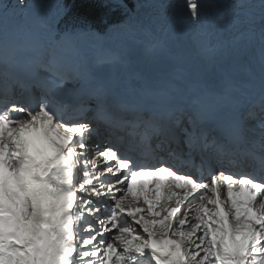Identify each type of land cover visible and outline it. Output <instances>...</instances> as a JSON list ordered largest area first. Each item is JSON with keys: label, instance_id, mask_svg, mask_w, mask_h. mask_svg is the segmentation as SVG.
<instances>
[{"label": "snow or ice", "instance_id": "obj_1", "mask_svg": "<svg viewBox=\"0 0 264 264\" xmlns=\"http://www.w3.org/2000/svg\"><path fill=\"white\" fill-rule=\"evenodd\" d=\"M110 7L141 27L140 9L149 10L144 20L155 15L169 27L204 21L211 39L253 6L142 0L129 8L111 0ZM258 7L264 44V0ZM10 9L0 0V264H264V157L259 173L228 167L264 149V120L257 141L238 112L217 111L229 98L211 81L195 95L173 85L172 103L134 102L126 81L83 70L88 51L75 40L98 35L90 25L46 23L40 45L23 46ZM259 106L264 113V64ZM98 124L139 129L136 152L122 154L120 140L90 152ZM93 155L102 170L92 160L89 171ZM129 197L146 207L127 204Z\"/></svg>", "mask_w": 264, "mask_h": 264}, {"label": "rangeland", "instance_id": "obj_2", "mask_svg": "<svg viewBox=\"0 0 264 264\" xmlns=\"http://www.w3.org/2000/svg\"><path fill=\"white\" fill-rule=\"evenodd\" d=\"M107 1L111 2V0H107ZM203 1L206 2V0H203ZM256 1H258V4H259V0H245L246 3H248V4L252 5V6L254 5V3ZM166 2L170 3V2H172V0H166ZM213 2H218V3L220 2V3H223V4H229V3H233L235 1L234 0H213ZM125 3L128 5L129 8H134L137 5V2L135 0H125ZM10 4H11V9H10L11 23L14 26H18L20 24L18 27H20V26L23 27V26H25L28 23L27 22L28 13L30 11H32V10L36 11V17L34 18L35 19V23H37L36 19L39 17V15L42 12L41 18L43 17L42 18L43 22H44V24H46V23H49V21L50 22L54 21L55 17L57 16L58 10L61 9L60 5L57 2H48L47 0H23L22 4L19 3V0H14V2H12V0H11ZM145 10H148V9H140V14H142L143 11H145ZM249 10H253V7L248 9V11ZM223 11H224V14L226 13L225 14L226 17H228L227 13L229 12V10L227 11V9H225ZM60 15L63 16L61 13H60ZM259 15L260 14L255 15L254 18L253 19H249V21L248 20H244V21L245 22H249L248 24L250 26L260 25L258 23V22H260V16ZM107 17H108V14H105L104 15V20ZM247 17H245V19ZM126 18L127 17L125 16V19H123V21L127 20ZM104 20L102 22H104ZM240 20L242 21V19H240ZM23 21H25V22H23ZM145 21H148V20H145ZM154 21H156V19L155 20L153 19L152 22H154ZM157 21H159V19H157ZM160 21H162V19H160ZM180 21L181 20H179V22ZM124 26H125L124 24L119 25V26H111L110 29H109L107 37L111 39V40L109 39L110 42L112 41L113 44H115V43L117 44V45H113V47H116V49H114L112 51L114 52V51L118 50V51L121 52V51L125 50L128 54H133L135 52L134 51L135 49L132 48V45H134L136 43L137 46L143 50L142 53H143L144 57L141 56L142 54L140 55V59H141L140 60V64L142 66H144L143 63L145 61L146 62L151 61V62L154 63L155 62L154 59L155 60L163 59L164 62H165L164 63L165 70L168 72V69L170 68V60L165 58V57L164 58H160V54H161V49L162 48H164V47L172 48V46L169 44V42H170V40L172 38L176 39V42L174 43V47H177L179 49L178 54L183 56L186 59L189 56H191L194 52L197 55L202 56V57H204V56H211L212 57V58H202V57H200L199 59H197V58L194 59V61L200 67L201 83L207 82V81H212V80L214 82H216V78L221 77L222 74L219 71L215 70V68H214L215 64H226V63H229L232 60V58L226 57V54L230 52V49H232V48L234 49L235 48L234 46L232 48H229V50L227 52V48L224 46V44L223 45L218 44V45H221V46L218 47V45H217L216 47H214L213 50L207 51V52H203L202 49H198L197 47H195V45L192 42V40L188 41V43H183L181 38H182V35H183L182 34L183 30H185L186 27L185 28H180L179 27L178 30H176V28H174V30H176V31L173 32V33H168V36H166V34L164 33L163 37L160 39V41L156 42V44H155L156 48H154L153 50H149L148 51L146 49V46H144L143 44L139 43V40L136 41L133 38L132 39H128V43H130V45L128 47H124V46H122V44H120V43H122V41L121 40H117L118 37H114V35H117L118 33L120 34L122 32H123V35H125ZM260 26H262V25H260ZM26 27L28 28V26H26ZM29 27H30V25H29ZM139 27H141V26H139ZM158 27L159 26H157L156 29H158ZM180 30H182V31H180ZM129 33H131L132 35L133 34L139 35V32H135V30H133L132 32H130V31L126 32V35H128ZM132 35H129V38ZM111 36L113 37V39H112ZM237 37L238 36L232 37L228 41L229 42L234 41V38H237ZM190 38H192V36H190ZM151 41H152L151 39H148L147 42H146V45L149 44ZM91 42L92 41H90V40L83 39L80 42V47L81 48H85V49H89ZM242 43L237 44V47L240 49L239 53H242L243 51L246 50V48L243 47ZM261 45H262V48H264V45L260 44V46ZM100 48H102V47L96 46L95 52H93V54H89V52H88L87 64H86V66H85V68L83 70H87L93 64V61L97 57V53L96 52H97V50H100ZM254 53L255 52H253L251 55H253ZM220 55H224V56L223 57H219ZM148 56L150 58H147ZM142 59H146V60H144V62H142ZM248 60L251 62L250 55L248 56ZM251 64H252V62H251ZM252 65L254 66V64H252ZM106 66H107L106 68L110 67V65H106ZM147 67H148V64H147ZM205 71H206V75L208 76L209 80L205 78V75H204ZM249 75H251L250 79L254 83V85H257V84L261 83V82H259V81H261V79L259 78V75L257 74L256 70H255V72H253V73H251ZM194 77H195V75H192V80H194ZM240 80L243 81L242 79H240ZM245 81L249 83L248 79H245ZM257 90H261V88H255V86H253L252 89H250L248 91H254L255 92ZM134 131H137V129H134ZM221 199L222 200L225 199V201L227 200L226 189H222V191H221ZM126 202H127V204H129L131 206H139V207H142V208L146 207V205L143 204L142 200L141 201H134V200L132 201V199L129 197V198H127Z\"/></svg>", "mask_w": 264, "mask_h": 264}, {"label": "bare ground", "instance_id": "obj_3", "mask_svg": "<svg viewBox=\"0 0 264 264\" xmlns=\"http://www.w3.org/2000/svg\"><path fill=\"white\" fill-rule=\"evenodd\" d=\"M235 1V0H234ZM172 2L173 3H175V4H179V3H181L182 2V0H172ZM200 2L201 3H204V1L203 0H200ZM220 3V2H219ZM228 11V10H227ZM249 12V15H253V13H255V14H260V10H259V8H258V1H256L255 3H254V5H253V10H249L248 11ZM226 14V13H225ZM228 14V13H227ZM226 16V15H225ZM255 16V15H254ZM260 16V15H259ZM36 17V11L35 10H32V11H30L29 13H28V17H27V24L25 25V26H23V27H21V28H19V29H38V30H40L41 28H42V24L41 23H35V18ZM244 17L245 16H241L240 17V19H242V20H244ZM143 20H144V16H143V18H142ZM145 21V20H144ZM23 22H25V21H23ZM30 22V23H29ZM162 23H168V22H166V21H164V20H162L161 21ZM201 22H203V21H201ZM243 22V21H242ZM240 23L239 25H237L235 28H233V29H225L224 30V32L222 33V35L219 37V38H217L216 39V41H215V43H219V44H221L222 42H225V41H228V40H230L232 37H235L234 35H236V36H238L237 38H238V40H243L244 39V35H243V33H249V31L251 30V29H254V28H251V27H249V26H246V25H243V23ZM161 23V24H162ZM178 23H179V20H177L174 24H172L171 26H170V29H169V31H168V33H173V32H175L176 30H178L179 29V27H178ZM260 25H261V21L260 22H258ZM257 23V24H258ZM20 25V24H19ZM18 25V26H19ZM29 25H30V27H29ZM190 25H194V24H192L191 22L188 24V26H190ZM199 25L200 24H197L196 26H195V28H194V30H196V29H199L200 27H199ZM26 26H28V28L26 27ZM187 26V27H188ZM174 28H176V30H174ZM257 29H259V28H257ZM234 31L236 32V33H234ZM255 31H257V30H253V32H255ZM206 32H207V30L205 31V32H203V33H200L199 35H196V33L195 34H193L192 35V39H197V41H196V44L198 45V46H201L202 45V42H201V40H203V37L206 35ZM252 32V33H253ZM112 37V36H111ZM114 37H118V39L117 40H121L122 41V46H124V47H128L129 45H130V43H128V36L127 35H123V32L122 33H118L117 35H114ZM228 37V38H227ZM24 39H25V37H23ZM190 38V37H189ZM227 38V39H226ZM259 38V43H262L261 42V38L260 37H258ZM112 39H113V37H112ZM116 39V38H115ZM226 39V40H225ZM39 40H40V37H38V39H36V40H30L28 43H32V47H37V44H36V46H34L35 45V43L36 42H39ZM170 41H172V43L174 44L175 42H176V39H174V38H172ZM114 45H117L116 43L114 44ZM250 47H252V49L250 50V53L252 54L253 52H255L253 55H251L250 54V59H251V62H252V64H254V68H255V70H256V72H257V74L259 75V78L261 79V65L262 64H264V48H261V49H258V48H255L254 47V45H251ZM133 48V47H132ZM142 57H144L143 56V53H142V55H141ZM95 58V57H94ZM147 58H149V56L147 57ZM141 60V59H140ZM144 60H146V59H142V61L144 62ZM159 63H153V62H151V61H148V62H146L147 64H148V68L149 69H152V70H154V71H157V72H160V71H163V72H167L166 70H165V67H164V60L163 59H159V60H157ZM248 62L249 63H251L249 60H248ZM204 75H205V78L206 79H208L209 80V78H208V76L206 75V71L204 72ZM187 78H188V76H187ZM194 79H196V78H194ZM181 84H182V86H179L181 89H183V90H185V91H191V93L194 95V90H193V87H192V85H191V83L190 82H181ZM245 84H246V90L247 91H245L243 94H241L244 90H242V89H239L237 92H234V91H231V90H227L226 91V97H228L229 99L227 100V101H225V105H223L222 106V104H221V106L219 105L218 106V108L220 109V113L222 114V115H226V113H227V111H226V106L229 104H233L234 102L235 103H238L239 101L240 102H242L244 99H248V98H250V97H252V96H254L253 95V93L251 92V91H248V90H250V89H252V87L250 88V85H249V83L248 82H246L245 81ZM172 86L173 85H170V88H172ZM255 93H256V91H255ZM241 94V97L240 98H238V96ZM163 98H165L164 96H162V97H159V98H157L156 100L158 101L157 102V104H159V105H162V103H164L165 101H167V98H165L164 100H162ZM95 175V174H94ZM223 196V195H222ZM223 199V198H222ZM225 200V199H224ZM133 201V200H132Z\"/></svg>", "mask_w": 264, "mask_h": 264}, {"label": "trees", "instance_id": "obj_4", "mask_svg": "<svg viewBox=\"0 0 264 264\" xmlns=\"http://www.w3.org/2000/svg\"><path fill=\"white\" fill-rule=\"evenodd\" d=\"M95 0H73L74 16L76 18L87 19L93 21L94 18L98 19L101 11V7L95 3Z\"/></svg>", "mask_w": 264, "mask_h": 264}, {"label": "water", "instance_id": "obj_5", "mask_svg": "<svg viewBox=\"0 0 264 264\" xmlns=\"http://www.w3.org/2000/svg\"><path fill=\"white\" fill-rule=\"evenodd\" d=\"M235 47V44H230V48H232V47ZM233 49V48H232ZM105 77H111V78H115L116 76L115 75H105Z\"/></svg>", "mask_w": 264, "mask_h": 264}]
</instances>
